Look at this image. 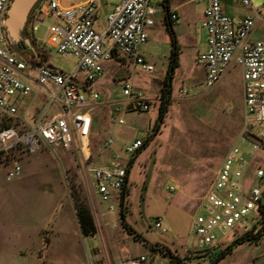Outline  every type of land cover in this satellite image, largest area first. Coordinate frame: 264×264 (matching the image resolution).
Instances as JSON below:
<instances>
[{
	"label": "rangeland",
	"instance_id": "obj_1",
	"mask_svg": "<svg viewBox=\"0 0 264 264\" xmlns=\"http://www.w3.org/2000/svg\"><path fill=\"white\" fill-rule=\"evenodd\" d=\"M251 1L252 9L237 0H223L230 15L250 14L257 17L253 36L259 38L264 34V9H261L264 0ZM203 7V2L190 1L187 17L174 22L177 31L188 33L179 34L176 38L179 63L171 82L168 110L156 135L133 156L128 169L124 219L140 239L127 232L121 223L119 205L117 207L115 203L116 209L109 211L108 203L100 204L94 192L90 168L101 158L102 145L108 136L115 140L111 147L118 150V145L123 147L136 138L146 141L155 132L170 48V34L164 29L163 20H157L153 27L156 32L149 36L155 45L151 59L154 70H142L120 53L118 65L114 57L104 62L106 80L96 87L101 98L94 111L99 132L92 136L88 159L74 147L66 150L44 146L33 154L19 151L12 157L21 163L22 173L8 181L5 172L11 166L10 159L0 158V264H89L90 260L92 264H103L104 259L95 260L93 254L99 252L104 255L105 249H109L118 255L121 246H126L133 255L144 253L147 257L151 256L153 251L145 246L146 242L149 245L161 243L159 247L163 246L165 254H175L172 263L207 264L215 260L221 248L216 244L199 251L190 224L201 211L203 195L223 156L238 140L245 110L238 64H231L213 87L202 84L203 70L196 57L206 49V33L200 27ZM51 23L50 18L44 17L32 41L37 43L42 57L50 66L63 73L73 72L79 81H84L83 72L76 70L78 57L56 52L47 43V27ZM106 25L107 15L98 14L96 30L102 33ZM109 45L111 40L106 36L105 46ZM123 78L147 94L152 108L150 113L126 111L123 114L125 122L118 124L114 109L120 97L118 83ZM181 87H186V92H180ZM78 88L86 97L90 94L91 88ZM41 95L45 96L44 93ZM33 96L34 93L23 98L22 102L28 105ZM39 97L33 100L36 107L41 104ZM26 119L31 121L30 114ZM3 121L8 119L0 113V127ZM149 122L151 127L148 130ZM238 144L241 146V143ZM248 144L246 141L243 146ZM153 156L150 181L142 196L147 168ZM169 185H173V189H167ZM163 203L165 206L171 204V209L176 208V212L164 209ZM75 204L89 209L98 231L96 235L86 237L81 234ZM157 213L164 214L166 233L153 226ZM256 221V218H248L233 235L251 229ZM118 231L122 233L119 237ZM178 233L181 237L177 236ZM230 235V232L216 231V239L220 242H225ZM171 240L176 247H165L163 242ZM241 245L216 264L242 262L239 254L246 244ZM181 253L185 255L184 260L179 258Z\"/></svg>",
	"mask_w": 264,
	"mask_h": 264
},
{
	"label": "built area",
	"instance_id": "obj_2",
	"mask_svg": "<svg viewBox=\"0 0 264 264\" xmlns=\"http://www.w3.org/2000/svg\"><path fill=\"white\" fill-rule=\"evenodd\" d=\"M161 1L120 0L107 14V25L100 33L94 26L98 10L95 0L70 6L62 5L60 0H41L30 16L27 34L32 39L43 18H50L53 22L47 27L46 41L56 52L78 57L76 70L83 72L84 81L77 84L73 72L63 73L33 64L10 48L5 21L12 0H0V113L9 121L0 127V158L10 159L11 163L5 172L6 180L22 173L21 163L12 157L19 151L33 154L44 146L66 150L74 147L85 159L90 157L93 114L100 99V93L93 86L106 76L104 62L119 53L142 70H154L140 48L148 41L147 28L155 23L156 7ZM194 1L204 3L200 27L206 33L207 46L196 57L197 64L205 71L203 84L213 87L231 64H238L245 110L238 140L224 155L203 195L201 211L191 221L197 247L204 251L219 242L216 231L233 233L248 218H256L255 225L264 221V36L251 37L257 25L256 16H232L224 10L221 0ZM237 1L253 8L251 0ZM106 36L111 40L107 47ZM120 82L125 100L115 106L117 123L125 122L123 114L127 110L150 112L152 105L146 94L135 89L127 79ZM79 86L91 88L90 94L86 97ZM186 89L181 87L179 91L186 92ZM36 91L44 93L45 99L30 114L28 122L19 106L23 98ZM246 141L248 146H243ZM114 142L108 136L104 146L110 147ZM142 145L143 140L138 138L124 144L123 151L131 158ZM130 158L114 152L106 164L90 168L95 191L102 202L108 203L109 211H114L115 203L121 201ZM153 226L161 233L168 231L162 215L155 217ZM99 257V253L93 254L94 259ZM146 261L145 255H133L123 249L118 264Z\"/></svg>",
	"mask_w": 264,
	"mask_h": 264
},
{
	"label": "crops",
	"instance_id": "obj_3",
	"mask_svg": "<svg viewBox=\"0 0 264 264\" xmlns=\"http://www.w3.org/2000/svg\"><path fill=\"white\" fill-rule=\"evenodd\" d=\"M82 1H86V0H60L61 4L64 5V6H70V5H73L75 3H78V2H82ZM96 3H97V6H98V10H97V13H96V18L98 16V14H104V15H107L109 13V11H111V9L113 8V6L117 3L120 2V0H95ZM192 1V0H162L156 7V15H155V23L148 27L147 28V32H148V41L143 44L140 48V52L141 54L144 56V58L150 62H151V59L152 57L154 56V48H155V45L154 43L152 44L151 42V39L149 40V36H151V34L155 33L156 31H153V27L156 25V22L157 20H163L164 21V29L166 31L167 28H166V23H167V20H169V22L171 23V27L173 28V31H174V34L176 36V38L178 37L179 34H182V35H187L186 32L188 33V31H177V27H175L174 25V22L181 19V18H186L187 17V5L188 3ZM194 1V0H193ZM222 2V6L224 8V10L228 13L227 11V8H226V4L223 2V0H221ZM204 5V3H203ZM204 9V7H203ZM252 9V8H251ZM229 14V13H228ZM172 15H176L175 18L172 17ZM168 16V18H167ZM202 16H203V10H202V14H201V19H202ZM239 16V15H238ZM95 18V20H96ZM264 18V16H263ZM53 22V21H52ZM201 22V20H200ZM257 23H258V19H257ZM94 26H95V21H94ZM181 25H179L180 27ZM169 32V31H168ZM253 33L254 31L252 32V35L251 37L254 38L253 36ZM170 34V32H169ZM264 34L261 36L263 37ZM206 37V36H205ZM177 40V39H176ZM34 42V41H33ZM35 43V42H34ZM37 45V43H35ZM170 48H169V51H168V55L170 54V50H171V37H170ZM207 46V45H206ZM38 47V45H37ZM118 57L119 55L117 54L114 58H115V63L118 65ZM127 58V57H126ZM128 59V58H127ZM130 63L131 60L129 59ZM178 63H179V58H178ZM201 67V66H200ZM106 68V66H105ZM202 68V67H201ZM203 70V75H202V84L204 82V77H205V71L204 69L202 68ZM224 76V75H223ZM125 79V78H123ZM106 80V76L97 81L95 84H94V88L96 89V87L99 85H102L104 83V81ZM204 85V84H203ZM121 88V82L119 81L118 83V90ZM135 88V87H134ZM137 89V88H135ZM97 90V89H96ZM141 90V89H140ZM42 92L40 91H36L34 92V95L33 98L31 99H35V98H38L39 96V99H41V104L36 107L35 104L33 103V100H31V102H29L28 105H26L25 102H22L19 106V111L21 114H25L26 117H27V114H31L35 111L36 108H39L42 103L44 102V97L41 95ZM100 93V92H99ZM119 100H118V104H122L125 100V98L122 96L121 94V91H119ZM147 96V94H146ZM148 97V96H147ZM100 98H101V94H100ZM149 98V97H148ZM100 100V99H99ZM98 106V105H97ZM97 108V107H96ZM96 110V109H95ZM158 110H159V107H158ZM127 111H132V110H127ZM151 111V110H150ZM139 112V111H137ZM147 113H150V112H147ZM158 115V113H157ZM157 118V116H156ZM156 126V125H155ZM98 127V129H96ZM151 127V123L149 122L148 123V130L149 128ZM155 129H157V127H155ZM154 129V131H155ZM99 132V125L97 123V119H96V116L95 114H93V125H92V129H91V135H90V140L92 139V136L93 135H97ZM154 133V132H153ZM152 133V134H153ZM138 139V138H136ZM135 140V139H134ZM133 141V140H132ZM144 142V141H143ZM123 150V147L120 145H118V150L117 148H112L111 146L110 147H105L104 146V142H103V145H102V155H101V158L97 161V163H95L94 165H102V164H106L111 155L114 153V152H118L123 158L127 159L128 157L126 155H124V151L122 152ZM226 154V153H225ZM135 155V154H134ZM133 155V156H134ZM132 156V157H133ZM131 157V158H132ZM224 157V156H223ZM131 158L129 159V164H128V169L131 165ZM223 159V158H222ZM222 161V160H221ZM129 172V170H128ZM128 177H129V173H128V176H127V183L125 186L128 185ZM92 178V176H91ZM92 183H93V186H94V182H93V178H92ZM174 187L173 185H169L167 189H170V187ZM94 192H95V195L97 196V199L100 201V204H101V200L99 199L96 191H95V187H94ZM123 194V193H122ZM122 199V197H121ZM121 202V201H120ZM120 202L117 204V207L119 205V216H120V221H121V214H120ZM124 202H125V197H124ZM125 204V203H124ZM164 204V209H168L170 211V213H175L176 211V208L174 209H171L172 208V205L171 204H167L165 206V203ZM157 216L158 215H162L164 217V214L162 213H157L156 214ZM145 221L146 218L144 219ZM165 223V222H164ZM191 225V224H190ZM237 230H235L233 233H231L230 235V238L227 239L225 242H218L217 243V246L219 248H222L223 246L225 247L227 244H229L237 235L241 234L242 231H240L241 233L239 234H236V235H233ZM245 231V230H244ZM98 232V231H97ZM96 232V233H97ZM128 232V231H127ZM96 233L94 235H96ZM114 234H116V232H114ZM120 234H122L120 231H118V237L120 236ZM94 235H89V236H94ZM178 237H181L180 233L177 234ZM87 237V236H86ZM140 239V238H139ZM165 243L164 246H168L169 248H173V246H175V243H174V240H171V242H169L171 245H169L168 242H163ZM156 244V243H155ZM241 244H246V247L241 251V253L239 254L241 257V261L242 262H239L238 264H264V235L261 237V239L254 243V242H242L240 244H237L233 247L232 251L230 253H228L229 255L233 254L235 252V250H237V248H241ZM152 245V244H151ZM149 245L147 242H146V245L145 246H149L150 247V250L153 251V254H151V256L147 257L144 253H141L139 255H145L147 257V261L144 263V264H178L176 263L175 261L172 263L173 261V257H175V254L173 255V253L171 252H168L167 254H165V252L162 250L163 249V246H160L161 243H158V246L157 248L158 249H161V250H153L152 249V246ZM108 246V245H107ZM106 246V247H107ZM249 246V248L247 247ZM164 247V248H165ZM176 247V246H175ZM108 248V247H107ZM123 249H127L126 246H121L120 248V253ZM128 250V249H127ZM99 253V252H97ZM100 254V260H103L104 259V262L103 264H118V259H119V255H115L113 254V252L109 249H105V254L102 255L101 253ZM180 257L179 258H183V256H185L184 254L181 253V255H179ZM178 258V257H177ZM167 259V260H166ZM97 260V259H95ZM184 260V259H182ZM89 264H92L91 260L89 262ZM102 264V263H101ZM219 264V263H218Z\"/></svg>",
	"mask_w": 264,
	"mask_h": 264
},
{
	"label": "trees",
	"instance_id": "obj_4",
	"mask_svg": "<svg viewBox=\"0 0 264 264\" xmlns=\"http://www.w3.org/2000/svg\"><path fill=\"white\" fill-rule=\"evenodd\" d=\"M166 24H167L166 28L170 32V37H171V50L169 54V61H168L166 74L162 81V87L160 92V104H159L158 115L155 123L157 129H155V132L149 138H147L146 141H144L143 145L137 152H139L146 144H148V142L156 135L158 128L164 121L170 100L171 82L173 79L175 68L178 66L179 50H178V43L176 40V36L174 34L173 28L171 27V23L169 22V20H167ZM8 124L9 121H3L1 126H6ZM132 161H133V157L131 158V163ZM122 193H123L122 199L120 202L121 223L130 234H132L136 239H139L140 236L135 232V230L132 227H130L126 223L124 219L125 217L124 197L126 196L127 193V186H124ZM75 213L81 234L83 236L94 235L97 232V228L89 209L86 206L75 204ZM263 235H264V221L260 225H255L251 229L245 230L241 234L237 235L229 244L221 248L215 260L207 264H216L222 257L230 253L235 245L240 244L242 242L256 243L261 239ZM151 246L153 250L156 249L161 250L157 248L158 243L153 244Z\"/></svg>",
	"mask_w": 264,
	"mask_h": 264
},
{
	"label": "water",
	"instance_id": "obj_5",
	"mask_svg": "<svg viewBox=\"0 0 264 264\" xmlns=\"http://www.w3.org/2000/svg\"><path fill=\"white\" fill-rule=\"evenodd\" d=\"M40 1L41 0H12L5 21L6 37L10 48L14 52L23 56L26 60L36 65H46L53 70H57L56 68L50 66L42 57L40 49H38L37 45L28 36L26 30L30 16ZM74 82L77 84H82V82L78 81L77 79H74ZM153 163L154 156L151 158L147 168L142 196H144L146 187L150 181Z\"/></svg>",
	"mask_w": 264,
	"mask_h": 264
}]
</instances>
